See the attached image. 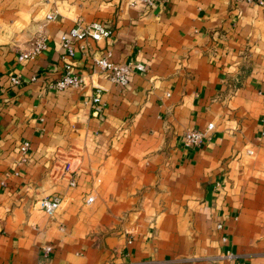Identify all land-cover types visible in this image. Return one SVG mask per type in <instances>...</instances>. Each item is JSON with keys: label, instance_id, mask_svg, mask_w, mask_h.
<instances>
[{"label": "crops", "instance_id": "0c3cea01", "mask_svg": "<svg viewBox=\"0 0 264 264\" xmlns=\"http://www.w3.org/2000/svg\"><path fill=\"white\" fill-rule=\"evenodd\" d=\"M130 1L0 0V264H264V0ZM92 22L111 34L69 58ZM101 55L144 70L117 86ZM67 63L83 85L50 90ZM56 151L81 155L74 187L48 178Z\"/></svg>", "mask_w": 264, "mask_h": 264}, {"label": "built area", "instance_id": "2783aa9c", "mask_svg": "<svg viewBox=\"0 0 264 264\" xmlns=\"http://www.w3.org/2000/svg\"><path fill=\"white\" fill-rule=\"evenodd\" d=\"M155 0H131L130 5L134 6L136 3H142L146 7L152 6ZM248 2L252 0H247ZM259 5H263V2L257 1ZM55 13L47 14L46 20L50 21L53 19ZM111 34L108 27L99 22H92L88 25L76 24L74 28H72L69 32L62 36V46L66 51V55L69 58L74 57V50L72 48V43L74 41H80L86 38H90L96 42L100 40L106 39ZM47 46L45 44V40L40 37L38 38L31 47L22 52L18 56V61L23 62L26 60H31L37 55L41 54L44 50H46ZM94 66L96 69L102 72H108L109 80L111 83L124 87L127 84V76L132 74L133 72H142L144 70V66L142 64L128 62L124 65H116L111 63L108 60L106 55H101L94 59ZM64 74L55 82H51L48 84V88L50 90L55 91H63L66 89H78L83 85V79L80 76L75 75L71 70V63H67L65 65ZM34 80V79H33ZM11 83L13 85L19 84L18 78H11ZM91 106L93 109V115L98 116L102 111L101 104V96L100 92L97 91V94L91 100ZM213 129V124L207 125L205 130H191L187 131L184 134L183 145L187 148L189 147H197L202 144V142L207 138L208 133ZM30 145L28 142H23L18 147V153L20 156V162H25L29 153ZM58 151H56L55 157L58 156ZM64 154V153H63ZM67 156L71 155V152L66 153ZM248 155H252V152H247ZM58 162V161H56ZM54 168L50 169V176L53 180H64L68 187L75 186V178L79 170V158L75 157L70 161H65L62 168ZM63 198L59 194H53L48 197L40 199L37 204L38 208L43 210L48 216L52 217L55 215L61 208ZM222 226L218 225V229H221ZM225 241V239H223ZM50 251V247H45L43 252L45 255Z\"/></svg>", "mask_w": 264, "mask_h": 264}, {"label": "rangeland", "instance_id": "374dc122", "mask_svg": "<svg viewBox=\"0 0 264 264\" xmlns=\"http://www.w3.org/2000/svg\"><path fill=\"white\" fill-rule=\"evenodd\" d=\"M247 1V0H246ZM254 1L255 0H252V1H250V2H248V3H254ZM256 3V2H255ZM55 154H56V152H55ZM58 156H61V157H54V160H53V163H52V165H51V167L49 168V170L47 171V176H48V178H50L51 179V176H50V169L51 168H54L53 166H55L56 165V167L55 168H62V166L64 165V162L65 161H70L71 159H73V158H75V157H77V158H80L81 157V155H77V156H75V155H73V153L71 154V155H68L67 156V154H63V153H58ZM56 161H58V162H56ZM66 184V183H65ZM50 196V195H49ZM46 197H48V196H46ZM45 198V197H44ZM109 264H114V263H109ZM122 264V263H121ZM128 264V263H127Z\"/></svg>", "mask_w": 264, "mask_h": 264}]
</instances>
